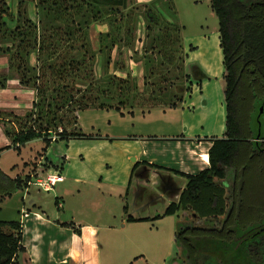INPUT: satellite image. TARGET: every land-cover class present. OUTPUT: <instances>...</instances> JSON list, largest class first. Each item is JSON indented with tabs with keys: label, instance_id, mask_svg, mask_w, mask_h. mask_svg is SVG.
<instances>
[{
	"label": "rangeland",
	"instance_id": "1",
	"mask_svg": "<svg viewBox=\"0 0 264 264\" xmlns=\"http://www.w3.org/2000/svg\"><path fill=\"white\" fill-rule=\"evenodd\" d=\"M7 2L14 16V20L10 19V24L13 27L16 25L19 13L21 18L25 15L37 25L39 37L42 25L39 21L37 1ZM132 3L130 11L136 18V23L133 38L128 43H124V35L121 34L122 39L113 45L110 52H105L107 49L100 50L99 36L101 32L109 29L108 22L93 23L89 27L88 39L91 46L89 53L94 54L95 58V82L104 86L109 78L117 79L116 83L120 78L128 80L127 83H122L125 85L122 87L131 92L130 103L121 104L120 98L115 96L105 100L104 106L79 110L77 130L88 136L69 140L58 139L51 143L47 151V144L41 137L29 140L20 147L11 142L6 149L0 151V168L11 177L25 178L28 174L36 175L41 168L49 164L48 171L61 172L66 178L50 191L31 184L28 188L16 190L12 197L6 200L0 192V221L19 219L22 197L25 195L26 202L23 207L32 206L30 197H33L51 217L58 215L63 221L74 220L99 225L102 264H189L184 247L175 240L179 222L182 221L184 226L188 224L221 228L226 215L209 220L184 212L123 226L127 220L124 212L118 207L119 200L123 199L116 196L118 190L114 182L123 176L120 155L125 148L124 144L129 142L124 138L126 134L173 135L184 132L192 137H224L226 81L219 19L212 8L211 0H133ZM149 8L161 12L159 17L164 24L161 30L173 29L169 26L173 22L175 27L179 25L183 49L179 45L180 41L172 42L166 53L160 50V43L152 46V36L159 30L155 26L148 30L146 12ZM20 22L27 27L26 21L20 19ZM35 39V34L29 37L31 42ZM69 42V39L63 40L58 49L60 54L66 53ZM8 44L17 49L19 39L14 43L0 42V75L17 76L20 72L10 71V52L3 49ZM80 45L79 40L77 46ZM28 49L29 65L34 66L37 77L39 76L37 83L43 84L46 80L42 81L41 78L48 76L50 88H61L59 79L52 82L49 71L44 73L43 68L46 69L47 63L52 59L45 61L39 58L34 43ZM74 53L76 54V50ZM82 73L83 71H80V74ZM88 86V83L82 80H78L76 84V88L81 89ZM7 87L8 90L2 95V89L0 90L1 106H10L7 102L17 104L14 106L15 112H23V115L32 109L39 110L36 104L43 97L38 91L39 87L21 84L16 77L8 81ZM172 100L177 102L176 106L171 105ZM4 112L6 116L13 118L10 114L14 111ZM258 114L256 107L252 110L249 120L254 127L258 124L255 128L259 129ZM260 120L263 132L264 111ZM22 121L27 125L32 124L27 118ZM251 139L255 141L257 137L254 135ZM260 140L262 139L257 142ZM262 169L261 172H253L251 176L255 175L252 177L254 180L248 179L247 182L250 194L264 201V167ZM225 170L226 178L218 180L228 185L230 208L235 169L227 166ZM101 179L105 182L103 185L100 184ZM57 198L62 207L57 204Z\"/></svg>",
	"mask_w": 264,
	"mask_h": 264
},
{
	"label": "trees",
	"instance_id": "2",
	"mask_svg": "<svg viewBox=\"0 0 264 264\" xmlns=\"http://www.w3.org/2000/svg\"><path fill=\"white\" fill-rule=\"evenodd\" d=\"M30 1H37L39 21L42 25L39 37L37 25L25 15L21 18L20 13L13 27L10 24V19L14 20L10 4L7 0H0V42L14 43L19 39L17 49L9 44L3 49L11 54L10 71L20 72L17 76L0 75V90L7 87L11 78L16 77L21 84L39 87L38 91L43 97L36 104L39 110H29L25 115L14 112L10 114L13 116L11 118L0 109V122L4 124L6 134L16 147L41 137L47 144V151L51 143L58 139L69 140L88 136L77 130L79 110L104 106L105 100L115 96L120 98L121 104L130 103L131 92L122 87L125 86L122 83H127L128 80L120 78L116 83L117 79L109 78L104 86L95 82V58L94 54L89 53L91 46L88 39L89 27L93 23L108 22L109 29L101 32L99 36L100 50L107 49L105 52L108 53L113 45L122 39L121 34L124 35L125 44L133 38L136 18L130 11L133 0ZM211 4L219 19L220 45L225 65L224 137L218 139L216 136H206L213 140L209 151L210 168L197 174L172 170L187 179L179 201L171 202L163 214L147 218L130 215L127 219L149 221L173 215L181 209L192 210L198 217L209 220L226 215L221 228L188 224L184 226L182 221L179 222L175 240L184 247L189 264H264V231L257 232L264 227V201L250 194L247 182L248 179L254 180L252 177L255 175L251 176L253 172H261L264 167V131L260 137L262 140H252L251 137L258 134V128H255L258 124L254 127L249 120L252 110L256 107L259 110L260 105L264 103V0H211ZM171 7L173 10L172 4ZM157 10L149 8L146 12L148 30L154 26L159 30L152 36V46L160 43V50L166 53L172 42L180 41L179 45L183 49L179 25V28L175 27L173 22L169 24L173 29L161 30L164 24L160 21L161 12ZM20 19L26 21L27 27ZM34 34L36 39L31 42L29 37ZM64 39H69L70 44L66 53L60 54L58 49ZM79 40L80 47L77 46ZM32 43L39 58L45 61L52 59L47 63V68H43L44 73L49 71L52 82L59 79L61 88H50L48 76L41 78L42 81L46 80L43 84L37 83L39 76L37 77L34 66H30L28 62V48ZM82 48L84 50H81ZM182 54L184 61V50ZM180 67L182 69V65ZM80 71L83 73L80 74ZM78 80L87 82L90 88H76ZM171 105L176 106L177 102L172 100ZM26 118L32 121V124L27 125L22 121ZM59 128L62 130L59 131ZM54 133H57L58 137L55 140ZM8 146L0 148V151ZM137 165L138 162L134 170ZM152 166L163 168L155 164ZM227 166L235 169L230 208L226 182L218 180L226 178ZM132 176L133 173L129 183ZM33 179L31 174L25 178H14L0 168L2 198L11 196L20 188L28 187ZM62 225L69 226L67 222ZM256 226L258 228L254 229ZM75 231L81 233L78 228H75ZM23 237L24 227L21 221H0V264H19L18 255L26 250Z\"/></svg>",
	"mask_w": 264,
	"mask_h": 264
},
{
	"label": "crops",
	"instance_id": "3",
	"mask_svg": "<svg viewBox=\"0 0 264 264\" xmlns=\"http://www.w3.org/2000/svg\"><path fill=\"white\" fill-rule=\"evenodd\" d=\"M6 90L8 87L2 89L1 95ZM7 103L10 106H1L0 103V109L15 112L14 106L17 104ZM15 113L24 114L23 112ZM125 136L124 138L129 142L124 144L125 148L120 155L123 176L114 182L118 190L116 196L123 199L118 202V207L124 212L125 220H127L123 226L140 222L129 221L127 218L130 215L136 218L154 217L163 214L171 202L180 200L187 179L172 170L197 174L211 166L209 151L213 140L206 138L208 135L192 137L181 132L173 135L156 133L140 136L126 134ZM11 142L12 139L6 134L4 124L0 122V148ZM137 162L138 165L134 170ZM152 164L163 168L154 167ZM45 167V169L48 168L46 165ZM132 173V181L129 183ZM100 181L101 185L105 183L103 179ZM226 188L227 196H229L228 185ZM11 197L12 195L4 199ZM25 198L24 195L23 204L26 202ZM30 199L32 206L23 207L22 204L19 211L21 215L17 219L23 223V244L26 247V250L18 255L19 264L103 263L99 225L74 220L63 221L58 215L51 217L36 198L30 197ZM57 204L62 207L59 198H57ZM158 210L160 213H156ZM184 212L196 214L192 210L184 209L175 214ZM63 222H67L69 226L62 225ZM75 228L80 229L81 233H77Z\"/></svg>",
	"mask_w": 264,
	"mask_h": 264
},
{
	"label": "built area",
	"instance_id": "4",
	"mask_svg": "<svg viewBox=\"0 0 264 264\" xmlns=\"http://www.w3.org/2000/svg\"><path fill=\"white\" fill-rule=\"evenodd\" d=\"M62 128H59L61 131ZM57 133H54L53 139L55 140ZM34 179L32 184L37 185L40 189L50 191L52 190L59 182L65 180V176L61 172H51L48 169L41 168L36 175H33Z\"/></svg>",
	"mask_w": 264,
	"mask_h": 264
},
{
	"label": "water",
	"instance_id": "5",
	"mask_svg": "<svg viewBox=\"0 0 264 264\" xmlns=\"http://www.w3.org/2000/svg\"><path fill=\"white\" fill-rule=\"evenodd\" d=\"M263 111H264V103H262L260 105V107H259V114H258L259 129H258V134L256 136L257 137V141L260 139L261 133H262V131H261L262 121L260 120V116L262 115ZM143 218H147V217H143ZM263 231H264V227L259 229L257 232L260 233V232H263Z\"/></svg>",
	"mask_w": 264,
	"mask_h": 264
}]
</instances>
